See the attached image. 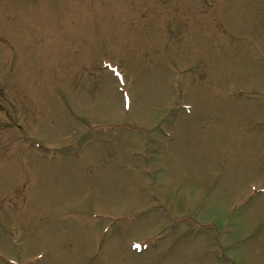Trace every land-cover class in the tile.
<instances>
[{"label": "rangeland", "instance_id": "obj_1", "mask_svg": "<svg viewBox=\"0 0 264 264\" xmlns=\"http://www.w3.org/2000/svg\"><path fill=\"white\" fill-rule=\"evenodd\" d=\"M9 257L264 264V0H0Z\"/></svg>", "mask_w": 264, "mask_h": 264}]
</instances>
